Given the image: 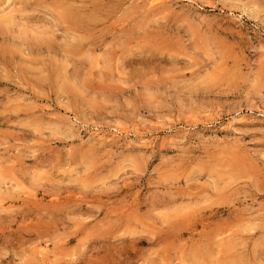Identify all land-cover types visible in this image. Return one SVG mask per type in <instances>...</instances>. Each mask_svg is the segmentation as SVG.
Instances as JSON below:
<instances>
[{
    "label": "rangeland",
    "instance_id": "1",
    "mask_svg": "<svg viewBox=\"0 0 264 264\" xmlns=\"http://www.w3.org/2000/svg\"><path fill=\"white\" fill-rule=\"evenodd\" d=\"M0 264H264V0H0Z\"/></svg>",
    "mask_w": 264,
    "mask_h": 264
},
{
    "label": "bare ground",
    "instance_id": "2",
    "mask_svg": "<svg viewBox=\"0 0 264 264\" xmlns=\"http://www.w3.org/2000/svg\"><path fill=\"white\" fill-rule=\"evenodd\" d=\"M152 1H160V0H152ZM149 2H150V0H149ZM155 4H156V2H155Z\"/></svg>",
    "mask_w": 264,
    "mask_h": 264
}]
</instances>
